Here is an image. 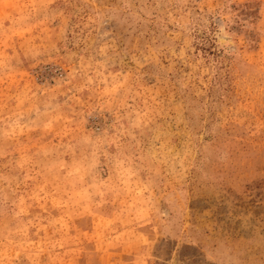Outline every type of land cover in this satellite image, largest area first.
<instances>
[{"label":"rangeland","instance_id":"rangeland-1","mask_svg":"<svg viewBox=\"0 0 264 264\" xmlns=\"http://www.w3.org/2000/svg\"><path fill=\"white\" fill-rule=\"evenodd\" d=\"M0 264H264V0H0Z\"/></svg>","mask_w":264,"mask_h":264}]
</instances>
